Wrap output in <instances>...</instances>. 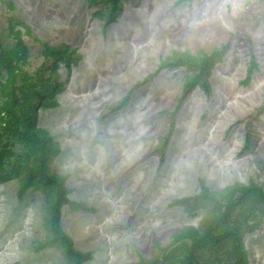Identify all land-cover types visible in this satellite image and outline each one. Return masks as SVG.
Masks as SVG:
<instances>
[{"label":"rangeland","instance_id":"obj_1","mask_svg":"<svg viewBox=\"0 0 264 264\" xmlns=\"http://www.w3.org/2000/svg\"><path fill=\"white\" fill-rule=\"evenodd\" d=\"M121 3L108 25L106 0H0L2 47L14 46L12 17L30 27V35L19 28L29 49L25 70L54 103L31 94L25 106L59 147L49 168L67 176L76 206L63 207L62 227L91 255L83 264L161 257L180 231L201 228L209 203L203 187L264 189V0ZM45 45L66 49L71 61L55 66ZM221 50L207 77L210 94L197 88L178 107L192 73L159 70L161 63L175 52ZM252 58L259 67L245 84ZM3 145L11 155L0 168V264H71L60 246L41 248L50 189H24L26 170L15 166L22 147L10 136ZM232 221L249 264H264V206L243 205ZM226 250L210 246L201 260L231 264Z\"/></svg>","mask_w":264,"mask_h":264},{"label":"trees","instance_id":"obj_2","mask_svg":"<svg viewBox=\"0 0 264 264\" xmlns=\"http://www.w3.org/2000/svg\"><path fill=\"white\" fill-rule=\"evenodd\" d=\"M106 1L110 5L106 23L109 25L117 20L123 5L122 0ZM20 27L25 29L28 35L31 34L29 26L20 19L12 17L9 21V34L14 40V46L4 49L0 43V72L5 74L3 81H0V168L11 155V152L4 148L3 138L5 136L15 138L23 151L16 159L15 166L26 170L23 177L25 179L24 189L36 185L49 188L51 191L48 219L49 239L41 245V248L60 246L72 259L71 264H83L90 260L91 255L77 250L74 240L62 227L63 207L65 205L76 206L69 198L66 186L67 176L53 173L49 168L52 158L59 153V147L47 131L36 127V118L32 108L27 109L25 106L26 99L31 94L47 106L54 103L47 98L46 93L37 90V84L32 83L25 70L29 62V49ZM45 52L55 61V66L58 61H71V53L64 48L45 45ZM223 52L224 50L214 51L208 55L203 51L200 56H193L188 52H175L161 63L159 70L186 68L192 73L184 83L178 107L197 88L210 94L211 88L207 77ZM258 67L256 59L252 58L245 84L251 82ZM19 91L23 94L22 97L19 96ZM124 105L125 102L114 111ZM200 198L203 202H209L207 217L202 222L201 228L183 229L175 235L168 247L162 249L161 257L146 264H208L207 261L201 260L203 251L210 246L217 245H222L227 249L228 260L231 264H249L242 228L232 219L234 212L243 205L248 210L255 204L264 206L263 187L255 183L249 185L237 183L219 192L209 191L203 187Z\"/></svg>","mask_w":264,"mask_h":264}]
</instances>
